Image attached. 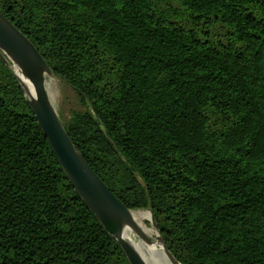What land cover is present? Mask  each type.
I'll return each instance as SVG.
<instances>
[{"label": "trees", "instance_id": "1", "mask_svg": "<svg viewBox=\"0 0 264 264\" xmlns=\"http://www.w3.org/2000/svg\"><path fill=\"white\" fill-rule=\"evenodd\" d=\"M80 96L64 126L181 264H264V0H0ZM0 264H130L0 54Z\"/></svg>", "mask_w": 264, "mask_h": 264}, {"label": "water", "instance_id": "2", "mask_svg": "<svg viewBox=\"0 0 264 264\" xmlns=\"http://www.w3.org/2000/svg\"><path fill=\"white\" fill-rule=\"evenodd\" d=\"M0 54L11 64L38 124L77 193L121 245L130 264H146L140 252L126 239V232L132 230L146 243H152L133 218L137 210L129 209L120 201L74 144L48 91L47 77L54 75L52 69L34 43L1 11ZM28 86L33 89V95ZM147 211L158 233L157 242L161 243L169 261L181 264L166 247L151 210Z\"/></svg>", "mask_w": 264, "mask_h": 264}, {"label": "bare ground", "instance_id": "3", "mask_svg": "<svg viewBox=\"0 0 264 264\" xmlns=\"http://www.w3.org/2000/svg\"><path fill=\"white\" fill-rule=\"evenodd\" d=\"M52 81L54 80L52 79ZM28 89L30 95H33V89L31 86H28ZM50 95L51 97L53 96V90L50 91ZM149 217L150 212L146 210H137L133 212L135 222L143 233L152 240V243H146L144 240L136 236L132 230L126 232V239L140 252L146 264H172L161 243L157 242L158 233L154 226L150 227L145 223V220Z\"/></svg>", "mask_w": 264, "mask_h": 264}, {"label": "rangeland", "instance_id": "4", "mask_svg": "<svg viewBox=\"0 0 264 264\" xmlns=\"http://www.w3.org/2000/svg\"><path fill=\"white\" fill-rule=\"evenodd\" d=\"M52 79L54 81H52ZM47 87L49 93L53 90V96L51 99L63 121L66 122L69 119L72 111H83L85 109L78 93L60 77L55 75L47 77ZM145 223L148 226L153 227L150 217L145 220Z\"/></svg>", "mask_w": 264, "mask_h": 264}]
</instances>
